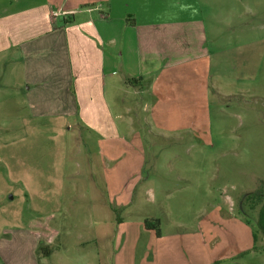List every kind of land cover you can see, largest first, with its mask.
<instances>
[{
  "label": "rangeland",
  "instance_id": "rangeland-1",
  "mask_svg": "<svg viewBox=\"0 0 264 264\" xmlns=\"http://www.w3.org/2000/svg\"><path fill=\"white\" fill-rule=\"evenodd\" d=\"M192 3L209 63L185 68L177 100L154 115L171 124L161 129H184L178 136L136 120L141 136L121 127L122 140L108 142L77 118L34 117L0 62V264H137L145 219L201 233L228 264H264L257 209L244 202L264 187V0Z\"/></svg>",
  "mask_w": 264,
  "mask_h": 264
},
{
  "label": "crops",
  "instance_id": "crops-1",
  "mask_svg": "<svg viewBox=\"0 0 264 264\" xmlns=\"http://www.w3.org/2000/svg\"><path fill=\"white\" fill-rule=\"evenodd\" d=\"M2 60L10 62L8 83L32 116L77 118L79 127L114 142L122 140L121 127L141 136L132 128L136 120L152 135L182 134L159 128L171 124L154 115L175 103L184 69L207 65L210 50L205 20L192 0H0ZM131 105L145 116L132 114ZM191 125L185 130L190 135ZM137 226L144 228L138 236L147 238L137 264L221 259L210 254L201 233L157 234L144 222Z\"/></svg>",
  "mask_w": 264,
  "mask_h": 264
},
{
  "label": "trees",
  "instance_id": "trees-1",
  "mask_svg": "<svg viewBox=\"0 0 264 264\" xmlns=\"http://www.w3.org/2000/svg\"><path fill=\"white\" fill-rule=\"evenodd\" d=\"M250 210H256V229L252 233L253 241L255 242L258 237L264 238V187L257 189L256 191L248 194L244 200ZM158 219H145L144 226L147 229H153L159 234ZM43 253V256L47 253L50 254V250L47 246H39L37 248ZM46 253H45V252ZM211 264H228L223 260H214Z\"/></svg>",
  "mask_w": 264,
  "mask_h": 264
}]
</instances>
